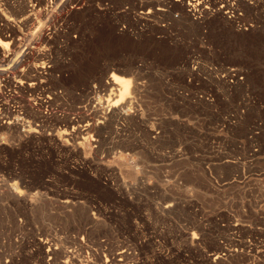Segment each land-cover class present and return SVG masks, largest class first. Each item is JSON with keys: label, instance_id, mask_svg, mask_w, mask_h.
I'll list each match as a JSON object with an SVG mask.
<instances>
[{"label": "rangeland", "instance_id": "374dc122", "mask_svg": "<svg viewBox=\"0 0 264 264\" xmlns=\"http://www.w3.org/2000/svg\"><path fill=\"white\" fill-rule=\"evenodd\" d=\"M203 1L0 0V264H264V0Z\"/></svg>", "mask_w": 264, "mask_h": 264}, {"label": "bare ground", "instance_id": "6f19581e", "mask_svg": "<svg viewBox=\"0 0 264 264\" xmlns=\"http://www.w3.org/2000/svg\"><path fill=\"white\" fill-rule=\"evenodd\" d=\"M33 10H34V8L30 9V12L33 11ZM31 15L32 14L28 15L26 17V20L27 19H30L31 18ZM11 43H12L11 40L5 41L3 39H0V47L3 48V49H7ZM45 69H46L45 63H42V65L41 64L40 65H37L36 67H33V68L30 67V66H28L27 70L18 73V78H17V80L15 82L18 83V84H20L22 88L29 89L30 91L31 90H36L39 87L40 78H42L44 76V73L46 71ZM7 70H8V68H2V69H0V71H7ZM33 71L35 72V75L34 76H32V72ZM110 78H111V80L110 81H107L104 84L105 89L111 88L112 90H117L119 92V99L115 100L113 103H111L109 105V111L112 112L113 114H118L119 115V114H122L123 112H125V108L128 105L132 104V102L129 101V100H127V98L125 100V96H126V94H128V92H130L131 89H133L135 91L136 87L135 86L133 87L132 82H131L130 79L124 78V77L119 76V75H116L114 73L110 76ZM133 84H134V82H133ZM129 98H133V97L130 96ZM76 122L74 120L70 121V123L74 127V130H73L72 133H68V134L72 138H74L75 136H78L80 134H83L84 131H87L88 132V131H94V130L98 129L97 124H91L87 120L85 121L87 123H85V124L83 123L84 125H80V126H76ZM84 139H86V138H84ZM143 139H144V137H143Z\"/></svg>", "mask_w": 264, "mask_h": 264}, {"label": "built area", "instance_id": "2783aa9c", "mask_svg": "<svg viewBox=\"0 0 264 264\" xmlns=\"http://www.w3.org/2000/svg\"><path fill=\"white\" fill-rule=\"evenodd\" d=\"M202 5H204L203 0H188L187 7L189 14L193 18L199 20L201 13H203L204 11L207 12ZM221 8L226 10L225 13L228 15L229 18L235 17L236 12L238 11L237 0H225V4H223ZM0 39H5V36L3 35V38L0 37ZM3 50L6 51L5 49Z\"/></svg>", "mask_w": 264, "mask_h": 264}]
</instances>
